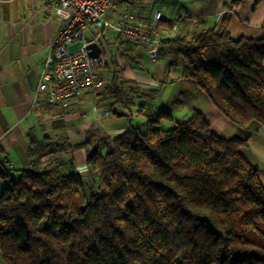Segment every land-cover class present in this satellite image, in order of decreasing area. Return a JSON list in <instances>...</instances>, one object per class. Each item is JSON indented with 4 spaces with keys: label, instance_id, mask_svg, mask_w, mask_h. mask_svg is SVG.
Here are the masks:
<instances>
[{
    "label": "trees",
    "instance_id": "trees-1",
    "mask_svg": "<svg viewBox=\"0 0 264 264\" xmlns=\"http://www.w3.org/2000/svg\"><path fill=\"white\" fill-rule=\"evenodd\" d=\"M134 8L140 19L153 13ZM159 26L170 29L172 22ZM163 30L154 47L158 60L174 56L169 66L179 68L180 78L250 135L222 138L197 110L178 121L159 107L144 130L130 123L113 138L74 147L57 137L43 156L85 146L87 176L40 158L29 169L3 165L1 264H264V187L240 152L264 128V38L234 39L211 29L187 43ZM119 51L138 68L128 55L133 47L122 40L104 57L102 88L90 93L113 116L114 109L138 112L136 99L157 91L121 76ZM163 120L173 126L161 128Z\"/></svg>",
    "mask_w": 264,
    "mask_h": 264
},
{
    "label": "crops",
    "instance_id": "crops-1",
    "mask_svg": "<svg viewBox=\"0 0 264 264\" xmlns=\"http://www.w3.org/2000/svg\"><path fill=\"white\" fill-rule=\"evenodd\" d=\"M145 1L144 9L147 13L150 15L154 11H159L163 23L170 21L177 24L175 38L184 41L190 33L195 36L199 31L213 27L217 20V12L226 2ZM121 4L122 1L119 0L115 5L117 12ZM253 4L254 0H244L242 4L233 8L235 13L225 18L224 26L232 38L242 36L264 38V4L256 9L252 8ZM46 16L47 7L44 0H0V170L3 169V165L7 170L29 169L40 158V163L53 162L67 172L78 173L84 177L87 176L84 148H70L43 156L51 148L44 145L56 144L59 136H66L72 147L92 142L101 136L113 138L128 129L129 120L123 119L126 115L111 114L100 120L87 118V114L81 117L85 108L82 102L69 100L67 106L61 108L48 103L46 92L36 91L48 43L55 39L59 28L56 20L48 22ZM192 18L198 19V23L193 26L188 23ZM128 55L141 61V65L136 66L138 68L128 64V70L136 77L135 81L142 90H161L160 83L172 79L178 83L176 89H173L174 95L178 94L183 86L188 87L193 93L194 102L190 106L184 105L181 98L180 110L174 116L171 113L174 120L183 121L197 110L202 113L210 129L222 138L242 139L250 135L249 131L230 123L201 90L195 85L193 87V83L181 79L177 66H169V62H161L162 60L158 58L156 61L144 59L145 50L140 52L134 50L132 53L128 52ZM147 66H150L149 69ZM141 82L144 83L140 84ZM159 107L148 103L136 104L135 108L142 109L146 116H153L157 114ZM169 107L166 108L168 111ZM137 126L143 129V122ZM41 142L43 144H38ZM31 144L33 146L36 144V148L32 149ZM240 152L257 168L264 186V128L252 134L247 146ZM7 183V180H0V190Z\"/></svg>",
    "mask_w": 264,
    "mask_h": 264
},
{
    "label": "built area",
    "instance_id": "built-area-1",
    "mask_svg": "<svg viewBox=\"0 0 264 264\" xmlns=\"http://www.w3.org/2000/svg\"><path fill=\"white\" fill-rule=\"evenodd\" d=\"M44 3L47 21L56 20L59 24L57 36L48 43L36 88L47 93L49 104L65 108L67 101L82 90L101 86L97 79L105 64L103 52L92 58L88 45H100L99 41L108 36L141 46L155 47L159 43L160 12L154 11L149 19H140L139 10L134 8L143 6L144 0H123L118 12L114 0H44ZM162 33L168 36V30ZM106 50L112 51L109 45Z\"/></svg>",
    "mask_w": 264,
    "mask_h": 264
},
{
    "label": "rangeland",
    "instance_id": "rangeland-1",
    "mask_svg": "<svg viewBox=\"0 0 264 264\" xmlns=\"http://www.w3.org/2000/svg\"><path fill=\"white\" fill-rule=\"evenodd\" d=\"M224 1H226V2L224 4H222L221 9L217 12V20L215 22V25L213 27L209 28V29H205V30H201V31L215 29V30H225V31L228 32V30L224 26V21L226 20L225 18H227V16L235 13L233 8H235L236 6H239L240 4H242V2L244 0H224ZM256 2H257V0H254V4L252 6V8H254V9H256L258 6H260L262 3L264 4V0L261 1V2H258V3H256ZM145 5H146V1L144 0L143 7ZM47 18H48V14L46 16V20H47ZM161 22H162V16H161V13H160V20H159L158 24L160 25ZM188 23L191 26H193V25L198 23V19L197 18L189 19ZM159 28L160 29H162V28L164 29L165 27L159 26ZM165 29L168 30V38L170 40H172V39L175 40L176 39L175 35H176L177 24H175V23L173 24L172 23V27L170 29H168V28H165ZM201 31H199V32H201ZM87 34H88V32H87ZM193 36L194 35H192V33L188 34L185 37V42L189 43V42L193 41V39H194ZM242 37H244V36H242ZM245 38H250V37H245ZM119 42H122V40H120V39H116L115 40L111 36H108V37H105V38L101 39L99 41V44H100L99 47L101 49V53L103 52L104 57H108V56H106V55H108V53L106 52L107 51L106 50L107 46L109 45L110 46V50L112 49V51L115 52ZM130 44L133 47V49L135 51H137V52L145 50L146 56H144V59H149L150 61H156L157 60V50L153 46H145V45L141 46V45H139L138 43H136L134 41L130 42ZM153 53H155V57H152ZM47 54H48V50H47ZM117 56H118L119 63L121 65V67H123L124 68L123 70H125L124 72L122 70V74L121 75L124 76L125 79L133 80L136 83V85L139 86L137 84V82L135 81L136 77H133L131 75L130 71L128 70V66H129L128 65L129 64L128 59L129 58L126 55V52L119 51V52H117ZM173 58H174V56H173ZM173 58H172V56L170 58L168 56H165L164 58L161 59L162 60L161 62H167L168 63V61L172 60ZM145 61L147 63V60H145ZM134 65L135 66L141 65V61H137L136 60ZM149 67L150 66H147V69H149ZM103 69H104V67H103ZM171 77H174V76H171ZM166 81L167 80H165L164 84L161 86V90L152 91V92L151 91H146V92H151V93H149L151 99L150 98L149 99L148 98H146V99L139 98V99H136V101H135L136 104L148 105V103L149 104L151 103L152 106H160V107H164V108H167L168 106H170L169 107L170 108L169 112L172 113L173 116H174L175 113H177L180 110V100H181V98L183 99L182 103L184 105H186V106H190L191 103L194 102V96H192L193 93L190 91V89L188 87H185V86L181 87V91H179L178 94H176L177 92H175L176 95H174L172 92H173V89H176L175 88L176 85H178V83H176L177 80L173 81L172 79H170L169 81H167V82ZM143 83L144 82H141L140 84H143ZM102 85L99 86V87H96V89L97 90L101 89ZM192 85H193V87H195L194 84H192ZM158 88H159V86H158ZM41 92H43V91H41ZM91 92H93V88L89 87V88H86V89L82 90V92L78 96L69 99L70 101H74V102H82L83 106H85L84 112L80 116L84 117V115L87 114V118L91 117L93 119L95 118V120H100L101 118H107V117L111 116V115H109V114H111L109 112H107V113L103 112V114H105V115H102L99 112L100 109H99V107H97V103H95L94 99L90 97V93ZM95 93H98V92H95ZM96 97H98V96H96ZM68 101H67V103H68ZM94 108H96V111H92V109H94ZM139 111H141L140 108H138V112H137V110H133V113H130V114L127 113L126 117H124L123 119H127L128 118L129 124L131 123V120H133L132 121V125L136 126L138 128H139V126H137V125L140 122H143V129H141V130H144L145 129L144 126H145L146 120L148 118L152 119L153 116L150 115L147 118L145 114L139 115ZM142 112H143V110H142ZM186 118H188V117H186ZM172 126H173V123L167 122V121H164V120L161 122V125H160L161 128H165V129L166 128H171ZM107 137H110V136H107ZM80 148H77V149H80ZM83 148H84V152H85L86 147L84 146ZM0 264H1V261H0Z\"/></svg>",
    "mask_w": 264,
    "mask_h": 264
},
{
    "label": "water",
    "instance_id": "water-1",
    "mask_svg": "<svg viewBox=\"0 0 264 264\" xmlns=\"http://www.w3.org/2000/svg\"><path fill=\"white\" fill-rule=\"evenodd\" d=\"M88 52L92 58H97L101 54V49L98 44L92 43L88 45ZM118 115H127L128 112H125L123 109H114Z\"/></svg>",
    "mask_w": 264,
    "mask_h": 264
}]
</instances>
